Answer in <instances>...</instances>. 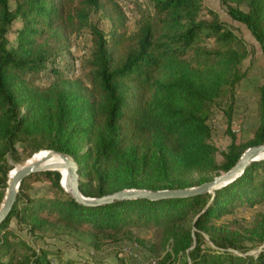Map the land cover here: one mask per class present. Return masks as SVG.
I'll return each instance as SVG.
<instances>
[{"label": "trees", "instance_id": "obj_1", "mask_svg": "<svg viewBox=\"0 0 264 264\" xmlns=\"http://www.w3.org/2000/svg\"><path fill=\"white\" fill-rule=\"evenodd\" d=\"M219 1L264 56V0ZM149 2L154 12L131 26L121 0H0V203L14 168L8 154L28 160L43 148L65 152L78 162L81 192L99 196L198 185L230 168L248 146L264 143V81L251 136L240 141L230 127L236 86L246 75L244 39L204 0ZM92 11L109 19L107 33L90 21ZM17 18L22 24L10 42ZM87 27L92 42L81 60L84 74L71 76L62 68L68 62L56 63L72 35ZM45 67L55 76L42 86L35 74ZM216 103L227 116L224 148L212 141L208 123ZM36 178L49 181L50 194L30 195ZM61 181L58 170L21 180L0 223V264H93L54 261L49 248H36L9 226L14 218L33 231L45 215L97 229L160 226L165 252L157 264H264L263 251L244 253L264 242V212L220 221L235 206L264 202V158L214 191L190 196L84 204ZM203 231L213 245L204 244Z\"/></svg>", "mask_w": 264, "mask_h": 264}, {"label": "rangeland", "instance_id": "obj_2", "mask_svg": "<svg viewBox=\"0 0 264 264\" xmlns=\"http://www.w3.org/2000/svg\"><path fill=\"white\" fill-rule=\"evenodd\" d=\"M121 2L128 16L127 24L131 26L143 12H154L149 0H121ZM204 2L216 9L219 17L244 39L248 50L241 63L242 70L246 71V75L236 86L230 121L231 129L237 133L238 139L242 141L251 136L258 121V86L264 81V56L259 42L252 36L249 29L240 21L229 16L219 0H204ZM90 21L104 33L110 30L109 19L103 17L99 12L92 11ZM21 24L19 18L11 23L7 33L10 42L15 41L17 29ZM91 38L92 33L89 27L78 35H72L68 51L60 56V60L56 64L64 66L65 62H68V67L62 68L67 69L72 74L71 76L83 77L81 60L86 54L85 52L89 51ZM35 75L36 83L42 86L49 84L55 76L46 67ZM208 123L211 126L212 141L219 148H224L229 142V136L225 131L227 116L223 107L216 103L208 116ZM45 149L47 148H43V150ZM27 158L17 160L13 155L8 154L6 161L14 167L25 162ZM218 158H220L219 155ZM50 190L49 181L43 178L31 180L27 188L32 196H44L50 194ZM232 210V213L223 214L220 221H229L232 217L250 219L256 212H264V202L235 206ZM42 219L45 221L33 231L28 230L24 224L21 225L14 218L10 221L9 226L18 236H22L36 248H49L51 250L50 256L54 261L58 258H74L88 260L93 264H157L158 259L165 252L161 243L160 226L155 224L127 223L117 229L109 227L97 229L87 221L72 224L55 218L53 215H45ZM203 236L205 245H213L208 242L205 232ZM232 251L243 253L237 249ZM260 251L264 252V242L254 245L244 253L255 254Z\"/></svg>", "mask_w": 264, "mask_h": 264}, {"label": "water", "instance_id": "obj_3", "mask_svg": "<svg viewBox=\"0 0 264 264\" xmlns=\"http://www.w3.org/2000/svg\"><path fill=\"white\" fill-rule=\"evenodd\" d=\"M57 152L62 160L60 162L31 161L15 165L13 174L9 175L5 195L0 204V223L8 215L13 204L17 199L18 187L21 180L32 172L41 170H58L59 167L66 169L65 182L61 184L70 194L79 202L84 204H99L111 202L114 200L130 198H149L160 199L166 197L190 196L197 193L212 192L215 188L221 187L232 181L241 174L246 166L253 160L263 159L264 143L248 146L241 153L236 162L227 170L213 176L212 179L204 181L198 185L177 187V188H122L113 192L105 193L99 196L84 195L79 186L80 174L79 165L75 158L65 152L48 149Z\"/></svg>", "mask_w": 264, "mask_h": 264}, {"label": "bare ground", "instance_id": "obj_4", "mask_svg": "<svg viewBox=\"0 0 264 264\" xmlns=\"http://www.w3.org/2000/svg\"><path fill=\"white\" fill-rule=\"evenodd\" d=\"M264 156V154H262ZM30 160V161H29ZM62 160L61 156L54 151H40L39 153L35 154L31 159H28L26 162L31 161H42L43 163L46 162H60ZM15 169H13L10 172V175L13 174ZM59 171L62 174V183L65 182V176H66V169L63 167H59Z\"/></svg>", "mask_w": 264, "mask_h": 264}]
</instances>
